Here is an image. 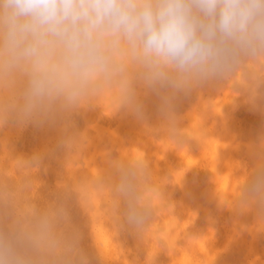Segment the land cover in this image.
Returning <instances> with one entry per match:
<instances>
[{
    "label": "clouds",
    "instance_id": "obj_1",
    "mask_svg": "<svg viewBox=\"0 0 264 264\" xmlns=\"http://www.w3.org/2000/svg\"><path fill=\"white\" fill-rule=\"evenodd\" d=\"M205 86L228 91L231 104L262 95L264 0H0V129L59 123L66 171L56 198L39 205L44 154L13 158L0 140V264H89L66 205L72 194L100 257L107 261L95 235L100 221L123 256L115 241L122 230L145 244L161 207L174 212L165 191L177 185L173 172L156 176L138 146L117 148L118 157L107 150L106 167H93L85 156L88 134L71 131L70 117L89 106L106 115L123 109L154 143L190 151L192 142L200 147L213 135L206 121L222 110L198 105L194 128L191 118L182 123L173 102ZM141 90L159 98V127L147 123ZM240 168L227 192L211 177L218 207L255 210L256 230L264 232V138L252 172L238 174Z\"/></svg>",
    "mask_w": 264,
    "mask_h": 264
},
{
    "label": "bare ground",
    "instance_id": "obj_2",
    "mask_svg": "<svg viewBox=\"0 0 264 264\" xmlns=\"http://www.w3.org/2000/svg\"><path fill=\"white\" fill-rule=\"evenodd\" d=\"M260 92L255 103L242 95L234 104L230 103L228 91L223 94L213 86L179 94L173 103L177 115L186 117L183 124L191 118L192 126H199L201 115L194 109L198 105L223 113L206 121L213 135L201 138L200 147L192 142L190 151L164 141L154 143L145 133L143 122L123 109L106 115L101 107L89 106L70 117L71 131L88 134L90 144L85 156L93 167H106L102 153L107 150L118 157L117 148L138 146L147 153L156 176L163 178L173 172V183L177 184L165 186L175 205L174 212L171 206L161 207L145 244L126 229L115 238L125 250L124 256L103 221L95 224V235L107 261L93 244L88 216L75 195L68 196L66 205L72 223L80 231V248L89 264H127L126 259L130 264H264V232L256 230L255 210L240 214L219 208L216 186L211 180L213 177L219 190L227 192L235 185L233 169L237 163L241 166L238 174L252 172L256 167L259 144L264 138V87ZM141 101L147 123L159 127V98L141 90ZM62 135L59 123L21 128L9 122L0 129V140L13 158L44 154L36 174L40 181L36 201L39 205L56 198L57 184L66 177L65 152L59 143Z\"/></svg>",
    "mask_w": 264,
    "mask_h": 264
},
{
    "label": "rangeland",
    "instance_id": "obj_3",
    "mask_svg": "<svg viewBox=\"0 0 264 264\" xmlns=\"http://www.w3.org/2000/svg\"><path fill=\"white\" fill-rule=\"evenodd\" d=\"M262 116H264V115H262Z\"/></svg>",
    "mask_w": 264,
    "mask_h": 264
}]
</instances>
